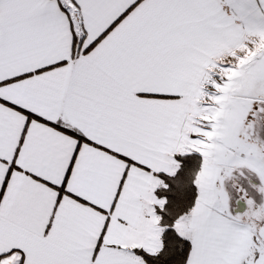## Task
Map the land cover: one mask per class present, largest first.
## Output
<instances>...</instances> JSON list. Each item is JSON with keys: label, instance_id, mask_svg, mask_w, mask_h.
Wrapping results in <instances>:
<instances>
[{"label": "snow or ice", "instance_id": "snow-or-ice-1", "mask_svg": "<svg viewBox=\"0 0 264 264\" xmlns=\"http://www.w3.org/2000/svg\"><path fill=\"white\" fill-rule=\"evenodd\" d=\"M0 264H264V0H0Z\"/></svg>", "mask_w": 264, "mask_h": 264}]
</instances>
